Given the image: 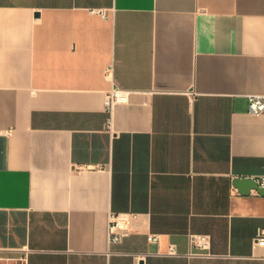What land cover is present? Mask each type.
Wrapping results in <instances>:
<instances>
[{"label": "crops", "instance_id": "0c3cea01", "mask_svg": "<svg viewBox=\"0 0 264 264\" xmlns=\"http://www.w3.org/2000/svg\"><path fill=\"white\" fill-rule=\"evenodd\" d=\"M260 94L264 0H0V255L264 264Z\"/></svg>", "mask_w": 264, "mask_h": 264}, {"label": "built area", "instance_id": "2783aa9c", "mask_svg": "<svg viewBox=\"0 0 264 264\" xmlns=\"http://www.w3.org/2000/svg\"><path fill=\"white\" fill-rule=\"evenodd\" d=\"M97 14L101 17L105 18L106 13L104 10H97ZM125 96L121 91L112 90L109 94L106 95L105 103H104V112L108 115L106 119V128L110 127V113L112 105L115 102L123 101ZM248 111L250 114L254 116L261 115L264 113V94L260 95H251L247 99ZM99 169V166H96ZM258 185L264 188V181L256 180ZM128 221L127 214H111L109 217V225H108V236L109 241L112 243L120 242L124 237L128 235V230L126 228V223ZM156 235H148L147 240L149 242L156 241ZM191 243L197 247H203L206 245L207 238L206 236H191ZM254 244L257 246H264V228L258 230ZM169 254H173V248H169ZM24 256L21 257H11V256H3L0 255V264H23Z\"/></svg>", "mask_w": 264, "mask_h": 264}, {"label": "water", "instance_id": "95a60500", "mask_svg": "<svg viewBox=\"0 0 264 264\" xmlns=\"http://www.w3.org/2000/svg\"><path fill=\"white\" fill-rule=\"evenodd\" d=\"M34 15L37 16V13ZM233 184L242 195H247L250 190H255L258 194L264 195V188L259 186L257 181L251 178H235Z\"/></svg>", "mask_w": 264, "mask_h": 264}]
</instances>
